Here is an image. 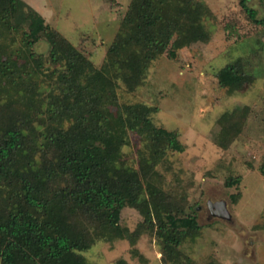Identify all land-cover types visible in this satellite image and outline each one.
I'll use <instances>...</instances> for the list:
<instances>
[{
	"label": "trees",
	"instance_id": "obj_1",
	"mask_svg": "<svg viewBox=\"0 0 264 264\" xmlns=\"http://www.w3.org/2000/svg\"><path fill=\"white\" fill-rule=\"evenodd\" d=\"M239 5L264 25L247 0ZM209 14L200 0H130L96 67L25 2L0 0V264H91L83 253L97 242L134 245L145 233L161 246L160 264H199L181 250L199 235L195 216L149 180L184 147L154 124V108L121 103L118 88L133 92L155 60L207 44ZM41 42L45 55L36 51ZM246 68L236 58L216 72L217 85L236 93L254 80ZM217 124L224 147L243 125L233 112ZM128 134L137 138L136 167L122 149ZM125 209L141 219L132 232L120 224Z\"/></svg>",
	"mask_w": 264,
	"mask_h": 264
},
{
	"label": "rangeland",
	"instance_id": "obj_2",
	"mask_svg": "<svg viewBox=\"0 0 264 264\" xmlns=\"http://www.w3.org/2000/svg\"><path fill=\"white\" fill-rule=\"evenodd\" d=\"M22 1L99 67L130 0ZM200 1L210 11L203 21L210 41L180 50L173 60H155L141 86L129 92L120 84L118 97L121 103L154 108V124L175 132L184 147L183 152H168L149 178L196 218L199 235L185 242L182 252L199 264H264V25L252 23L239 0ZM247 5L258 20L264 19L259 0H247ZM36 51L45 55L48 46L41 42ZM239 57L247 60L246 71L254 80L228 94L215 74ZM230 112L243 125L224 147L217 143V120ZM229 138L220 137L222 144ZM136 139L128 134L122 148L134 167ZM230 180L238 184L226 186ZM232 195H238L236 201ZM220 201L226 203L230 220L210 214L208 203ZM140 220L134 210L125 209L120 224L132 232ZM160 250L157 239L145 233L134 245L126 240L97 242L83 256L91 264H160Z\"/></svg>",
	"mask_w": 264,
	"mask_h": 264
},
{
	"label": "water",
	"instance_id": "obj_3",
	"mask_svg": "<svg viewBox=\"0 0 264 264\" xmlns=\"http://www.w3.org/2000/svg\"><path fill=\"white\" fill-rule=\"evenodd\" d=\"M210 214L213 217L222 219V220H230L231 215L226 207V203L224 201L216 202V203H208L207 205Z\"/></svg>",
	"mask_w": 264,
	"mask_h": 264
},
{
	"label": "flooded vegetation",
	"instance_id": "obj_4",
	"mask_svg": "<svg viewBox=\"0 0 264 264\" xmlns=\"http://www.w3.org/2000/svg\"><path fill=\"white\" fill-rule=\"evenodd\" d=\"M208 208V207H207Z\"/></svg>",
	"mask_w": 264,
	"mask_h": 264
}]
</instances>
